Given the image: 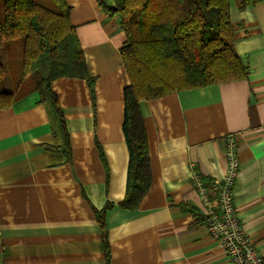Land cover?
Listing matches in <instances>:
<instances>
[{
	"label": "crops",
	"instance_id": "obj_1",
	"mask_svg": "<svg viewBox=\"0 0 264 264\" xmlns=\"http://www.w3.org/2000/svg\"><path fill=\"white\" fill-rule=\"evenodd\" d=\"M67 3L90 81L61 78L0 109V264H229L190 174L214 200L229 135L240 159L235 212L264 257V2L231 6L246 79L140 101L150 187L133 211L121 207L130 166L122 20L112 0Z\"/></svg>",
	"mask_w": 264,
	"mask_h": 264
},
{
	"label": "trees",
	"instance_id": "obj_2",
	"mask_svg": "<svg viewBox=\"0 0 264 264\" xmlns=\"http://www.w3.org/2000/svg\"><path fill=\"white\" fill-rule=\"evenodd\" d=\"M112 1L108 11L121 17L127 36L122 58L130 80L123 123L130 166L121 207L133 211L150 187L140 101L246 79L248 69L236 54L233 40L231 6L234 2L241 12L264 0ZM70 19L67 0H0V39L18 43L16 67L25 79L14 83L13 93L0 91V109L27 94L50 91L52 83L61 78L90 81ZM5 74L0 63V83ZM24 84L27 91L19 92Z\"/></svg>",
	"mask_w": 264,
	"mask_h": 264
},
{
	"label": "built area",
	"instance_id": "obj_3",
	"mask_svg": "<svg viewBox=\"0 0 264 264\" xmlns=\"http://www.w3.org/2000/svg\"><path fill=\"white\" fill-rule=\"evenodd\" d=\"M236 135L225 139L227 170L222 182L211 184L216 197L210 199L209 189L204 186L203 179L192 171L193 187L197 190L208 216L211 238L228 257L229 264H264V257L254 247L240 221L233 201L235 180L239 176L240 159L238 155Z\"/></svg>",
	"mask_w": 264,
	"mask_h": 264
},
{
	"label": "rangeland",
	"instance_id": "obj_4",
	"mask_svg": "<svg viewBox=\"0 0 264 264\" xmlns=\"http://www.w3.org/2000/svg\"><path fill=\"white\" fill-rule=\"evenodd\" d=\"M18 48V43L15 44L0 39V63L3 64L6 69L5 78L0 83V91L12 92L14 90L13 92H15V89H12L13 84L23 79L21 75L22 71L18 72L16 67L19 56ZM26 87L27 84L21 86L19 92L25 93V91H27Z\"/></svg>",
	"mask_w": 264,
	"mask_h": 264
}]
</instances>
